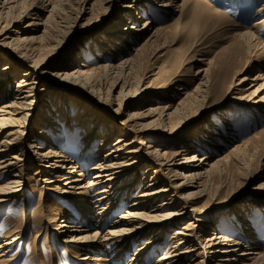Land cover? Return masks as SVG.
<instances>
[{
	"label": "bare ground",
	"instance_id": "obj_1",
	"mask_svg": "<svg viewBox=\"0 0 264 264\" xmlns=\"http://www.w3.org/2000/svg\"><path fill=\"white\" fill-rule=\"evenodd\" d=\"M32 1L0 0V204L16 203L27 193L33 197L37 190L35 209L64 200L76 211L77 219H50L52 213L47 212L44 220L54 224L51 231L56 238L66 237L64 242L78 249L91 245L111 255L92 262L147 264L153 250L160 253L164 247L152 264H253L260 259L257 246L245 239L253 231L249 221L253 209L225 218L234 227L230 228H240L245 237L241 240L219 232L223 224L218 218L207 219L213 209L226 212L237 204L233 197L227 201L225 196L220 197L218 181L230 165L241 161L244 144L234 145L214 161L198 155L210 146L203 140L219 137L217 129L213 130L215 124L202 121L211 111H191L198 98L205 106L208 91L226 80V93L244 92L243 97H233L238 105L264 112V74L249 77L247 73L235 79L239 73L229 75L222 63L215 73L208 74V61L204 69L196 70L199 82L192 93L181 85L174 87L171 81L154 84V88L155 78H147L142 84L133 82L146 61L141 53L146 46L158 43L165 28L156 25L149 15L139 23L143 11L149 13L141 3H151L167 14L181 10L180 0H95L101 6V25L91 26L85 33H101L97 37L103 40L91 47L92 52H98V56L93 55V66L83 62L87 58L83 56L85 50H67L72 33L67 25L60 29L59 23H54L67 1L36 0L38 6ZM192 8L199 14L220 18L208 3H194ZM257 12L264 13V4ZM83 14L81 8L75 20ZM24 19L29 21L21 26ZM262 23L264 19L254 22L250 31L236 34L260 59H264V44L254 33ZM85 24L81 31L90 23ZM103 26L104 31H98ZM58 31L64 34L60 40ZM105 57L108 61H103ZM161 88L165 104L147 98ZM59 96L76 104L58 108L54 99ZM120 111H127L126 117L117 121ZM34 118L38 120L31 131ZM223 121L226 127L234 128L230 116ZM199 122L201 129L195 132ZM133 132H153L169 138L182 134V140L155 148L136 141ZM130 134L134 136L128 141ZM74 141V148H68ZM96 141L99 143L92 154ZM73 155L77 156L74 160ZM91 163L93 166L86 170ZM25 172L30 176L25 177ZM251 177L246 176L243 182L251 183ZM85 178L89 180L83 183ZM258 187L264 189V184ZM119 207L124 211L109 223ZM103 228L107 229L102 232ZM18 232L14 229L3 237L0 264L16 258L7 259V255L19 239ZM147 237L123 263L125 253Z\"/></svg>",
	"mask_w": 264,
	"mask_h": 264
},
{
	"label": "rangeland",
	"instance_id": "obj_2",
	"mask_svg": "<svg viewBox=\"0 0 264 264\" xmlns=\"http://www.w3.org/2000/svg\"><path fill=\"white\" fill-rule=\"evenodd\" d=\"M66 1L67 3L61 7L62 10H60L54 18V23H59L57 27L60 29L67 25L66 27H69L68 30L72 33V38L68 40L67 50L71 47H76V49L80 48L83 52L85 50L83 56L87 58L85 59L82 56V58L85 59L83 62L87 66H93L95 63V57H93V55L98 56V52H92L91 47L97 45V40H103V37L98 38L101 33L87 34L85 31L91 26L101 25L99 24L101 23V6L98 3H94L95 0ZM180 1L182 2L181 10L176 9L175 12L167 14L151 5V3H141L144 8L149 9V13L143 11L139 23L142 24L149 15V17L154 18L156 25L165 28L158 36V43L146 46L147 48L145 51L141 53L144 59L146 57V61H144L142 70L136 73V77L134 78L135 81L133 82L139 81V83L142 84L148 79L151 80V78H155L152 82L154 88L155 85H165L167 81H171V83L175 82L173 85L174 87L176 85H181L182 88L187 89L186 91L192 93L191 91L199 82L197 76H195L196 70L204 69V64L208 61H210L208 74L215 73L219 63L227 67L229 75L239 73L235 79L247 73H249V77L257 73L264 74V59H260L259 55L249 51L245 42L238 40L236 37L237 33L250 31L254 22L264 19V13L259 14V12H257L260 6L264 4V0ZM180 1L178 3H180ZM32 2H34L35 6L39 4L36 0ZM194 3H201L203 6H207L208 3L210 8L218 12L220 18L195 12L192 8ZM233 4L235 5L233 6ZM81 8L84 11L83 17L76 21L75 15L78 14ZM255 15H258L256 19H254ZM27 21L29 20H22L21 26L27 23ZM85 23L90 24L85 26L81 31L80 27ZM263 24L264 23L258 26V33L254 34L256 38L264 44ZM154 28L155 26H153V30ZM260 28H262V30ZM104 29L105 27L103 26L99 28L98 31L102 32ZM56 34L60 35L57 37L59 40L62 39L64 35L59 33V31ZM133 46L136 45L133 44ZM88 49L89 53H87ZM61 55L62 53L57 57V60L54 62L55 64L60 61ZM116 59V61H118L120 58L117 57ZM106 60L108 61V58L105 57L103 61ZM151 74L154 76L151 77ZM228 83L229 82L226 80L220 81L217 89L211 88L210 91H208L206 96L207 101L203 102L205 106H202V99L198 98L199 102L196 103L191 111L194 112L196 109L204 108L209 112L211 111L210 113L207 112L209 114L204 116L202 121L215 124L216 128L213 130L215 131L217 129V133L215 134L219 137L215 138L213 140L214 142L211 141L212 137H210L209 140H203L204 142H209L210 146L202 150L198 155L208 156L211 161H214V159L230 151L234 145L244 144L240 149L241 161L238 165L235 164L236 166L230 165L218 181L221 187L220 197L225 196V201L233 197L232 201L237 204H234L235 207L231 210L228 209L226 212L215 211L213 209L208 213L207 219L213 221L218 218L219 221H222V227H224H219V232L229 238L241 240L245 237L240 233V228L239 230H234L233 226L225 222V218L234 217L239 211H243L244 209H253L252 216L249 218L253 231L251 232V236L245 239L248 240L249 243L253 241L252 243L257 246L258 252L261 254V258L253 264H264V189L258 187L259 184H264V170H262L264 165V112L260 113V111L244 109L243 106L238 105L233 97H243L244 92H239L236 95H231L229 92L226 93L225 89ZM245 87L246 85L243 88ZM152 93L153 94H149V96L147 95L149 100L154 99L157 104H165L167 102L165 100L166 96H162L163 88L154 89ZM152 96L154 98H150ZM54 102L58 108L72 107L76 104L65 100L63 96L56 97ZM126 113L127 111H120L117 121L124 119ZM226 116L231 117L234 128L225 126L226 122H224L223 119ZM37 120L38 119L35 118L33 119L31 131L35 129ZM200 129L201 122L196 126L195 132L200 131ZM231 129H233L234 132H230ZM152 133L153 132L137 134L133 132L136 141L151 144L155 148H157L158 145L178 143L182 140V134L178 137L174 136L169 138L162 134ZM134 135L130 134L128 141H131ZM206 138L208 139V137ZM98 143V141L95 142L92 154L96 151ZM75 144V141L71 142L68 148H74ZM165 151L170 150L166 149ZM73 157V160L77 158V156L75 157L74 155ZM93 164H88L86 170L91 168ZM24 174L25 177L30 176V173L28 174L25 172ZM246 176H252L253 178H251L253 181L251 180V183H244L243 179ZM88 180L89 178L83 179V183ZM26 196H24L25 198L22 197L23 200H19L16 203L9 201L0 204V243L3 242V237L9 235L10 231L14 229L19 230V239L11 247L7 255V259L16 258L10 262L1 264L110 263L106 260L105 262H103V260L91 261L97 260V258L111 257L110 254H105L104 250L103 252L100 249L96 251L91 245L86 246L85 249H78L76 245L64 242L66 237H55V234L51 231L54 224L50 223L49 220H47V222L44 220L47 216L46 213H52V216H48L50 219L52 217L60 218L63 216L68 219L76 220L77 214L71 205L62 200L53 203L49 202L39 209H35L38 190L35 191L33 197L30 196V193H27ZM219 207L223 206L213 205V208L222 209ZM123 211L124 209L119 207L115 215L109 218V223ZM186 221L187 220L180 222L177 228H180ZM92 226H96V224ZM94 229L95 228L90 231H94ZM106 229L107 228H103L102 232ZM166 235L167 238H169L170 234L168 235L167 233L165 236ZM147 239L148 237L143 238L139 243L135 244L129 252L125 253L123 263H126L133 250L142 245ZM165 248L166 247H164L160 253H163ZM160 253H158V249H154L151 253L152 259H150L147 264H152L154 257Z\"/></svg>",
	"mask_w": 264,
	"mask_h": 264
}]
</instances>
